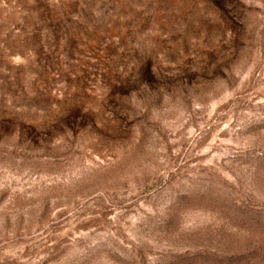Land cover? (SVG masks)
I'll list each match as a JSON object with an SVG mask.
<instances>
[{
  "label": "rangeland",
  "instance_id": "1",
  "mask_svg": "<svg viewBox=\"0 0 264 264\" xmlns=\"http://www.w3.org/2000/svg\"><path fill=\"white\" fill-rule=\"evenodd\" d=\"M0 264H264V0H0Z\"/></svg>",
  "mask_w": 264,
  "mask_h": 264
}]
</instances>
